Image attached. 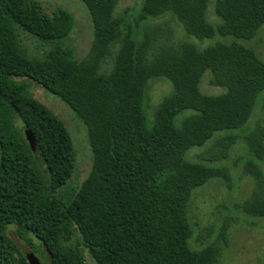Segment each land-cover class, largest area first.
Returning a JSON list of instances; mask_svg holds the SVG:
<instances>
[{
    "label": "trees",
    "instance_id": "16d2710c",
    "mask_svg": "<svg viewBox=\"0 0 264 264\" xmlns=\"http://www.w3.org/2000/svg\"><path fill=\"white\" fill-rule=\"evenodd\" d=\"M81 1L94 41L78 61L66 45L75 26L69 11L48 15L37 1L0 0V264H29L11 233L44 264H89L85 253L93 264H219L227 228L193 250L189 206L194 191L212 179L231 183L227 167L206 163L228 159L239 138L215 139L204 163L188 152L252 119L264 92V61L244 43L264 27V0H144L133 20L116 16L118 0ZM212 5L217 24L209 19ZM166 18L190 38L232 42L176 44ZM22 32L48 47L46 55L29 57ZM207 71L224 93L202 92ZM154 79L168 80L172 90L149 121L145 104ZM31 81L87 127L93 166L77 189L68 188L77 167L71 132L33 97ZM259 124L243 138L245 172L255 185L241 207L264 219Z\"/></svg>",
    "mask_w": 264,
    "mask_h": 264
},
{
    "label": "rangeland",
    "instance_id": "374dc122",
    "mask_svg": "<svg viewBox=\"0 0 264 264\" xmlns=\"http://www.w3.org/2000/svg\"><path fill=\"white\" fill-rule=\"evenodd\" d=\"M31 1L39 2L48 15H52L53 11L62 8L74 16L75 26L66 45L73 49L75 58L78 61L86 59L94 41V32L92 17L84 3L81 0ZM143 1L118 0L116 16H125L129 20H133L141 9ZM208 13L210 21L217 24L219 20L216 18L214 5L210 6ZM164 21L171 22L175 31L174 42L176 44L192 42L201 48H207L219 42H232L230 39L220 37L211 40L190 38L178 22L170 18H166ZM21 39L29 57L41 58L46 55L48 47L42 45L39 40L23 32L21 33ZM244 45L253 48L261 60L264 61V27L256 39L244 43ZM206 73L201 84L202 92L207 95L224 93L225 89L211 85V72L207 71ZM29 83L33 97L59 116L71 132L75 145L77 167L75 176L68 188L74 187L77 189L88 178L93 166V153L89 144L87 127L58 97L47 92L42 86L33 81ZM171 90L172 84L168 80H152L148 92V101L145 104L149 121L152 120V110L158 107L162 100L170 94ZM263 102L264 92L258 97L252 119L241 130L218 133L203 147H196L188 152L190 160L204 163L206 152L211 148L215 139L227 135H235L239 138L231 149L228 159L223 162L206 163V165L213 167H227L231 173V183L227 184L222 180L212 179L207 185L194 191L189 206V219L194 228V234L189 244L193 250L200 251L216 241L223 228H227V240L222 243L219 264H264V219L247 215L241 207L251 196L255 185L253 178L245 172L249 155L243 138L258 125H261L259 123L264 122ZM188 114L189 112H185L178 116L176 125L179 126L182 118ZM261 167L264 171V161L261 163ZM15 238L20 244V240L16 236ZM85 256L89 264H93L87 253H85ZM37 257L43 263L41 255H37Z\"/></svg>",
    "mask_w": 264,
    "mask_h": 264
},
{
    "label": "water",
    "instance_id": "95a60500",
    "mask_svg": "<svg viewBox=\"0 0 264 264\" xmlns=\"http://www.w3.org/2000/svg\"><path fill=\"white\" fill-rule=\"evenodd\" d=\"M26 137H27V140L28 142L30 143V146H31V149L33 150V152L36 154L37 157H40V152H39V149L37 147V144L35 142V139L34 137L32 136L31 133L27 132L26 133ZM10 237L13 239L14 242H16L20 248L24 251L25 255H26V258L29 262V264H43L41 263V261L39 260V258L34 254L32 253L31 251H29L27 248L23 247L21 244L18 243V241L16 240L15 238V234H10Z\"/></svg>",
    "mask_w": 264,
    "mask_h": 264
}]
</instances>
